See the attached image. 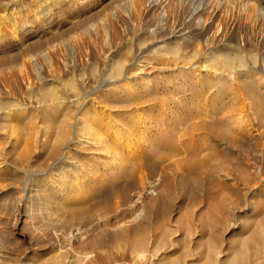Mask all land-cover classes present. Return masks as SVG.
<instances>
[{
	"label": "rangeland",
	"instance_id": "374dc122",
	"mask_svg": "<svg viewBox=\"0 0 264 264\" xmlns=\"http://www.w3.org/2000/svg\"><path fill=\"white\" fill-rule=\"evenodd\" d=\"M5 1L6 0H0V14L3 16L1 21L5 20L1 24L2 27H0V29H2L0 31V34L5 33V37H4L5 41L4 43H2V45H0L1 46L0 47V94H1L0 102H3L5 100L9 101L8 107L18 104L21 105L24 103L29 105V107H26L27 109L25 108L26 111L24 110V114L26 116L23 114L22 116L11 118L12 120L9 121L10 123L9 122L4 123V125L0 123V130L3 129V131H0V137H1L0 152L2 151L0 155H2L4 152L3 157L5 156L4 158L7 161H10V163L14 164L17 168V170L13 169V171H11L12 173L5 172L4 173L5 176L0 175V178L3 177L2 178L3 180L0 179L1 180L0 181V264H54L56 261L58 262L59 259L61 261L58 262L59 264H74L76 262H77L76 264H137L136 261L134 260L136 256L135 253L137 252L140 253L142 251H143L142 253H145L146 256L144 257V259L140 258L141 262H138V264H165V263L167 264H264V175L262 173L264 172V158H263L264 124L260 126L263 135H261L262 133L259 134L258 135L259 137L258 138L256 137L257 140L234 139L235 140L234 141L229 137L228 134L225 135L226 133L225 130H223V132L219 128L218 129L220 131L217 130L216 125L213 126V124H211L212 122H210L209 119H207V122L204 125L205 128H207L208 124L209 125L211 124L210 128H207L208 132L207 129L204 128V126L203 127L200 126V127L202 128V130L204 128V131L206 130L205 132L201 131L200 127L199 130L197 127L199 125L196 124L195 126L194 125L195 122H193L195 121L196 118H194V116L191 113L187 112V110H185L186 108L182 106L180 108V111L182 110L181 112L185 116L179 111V113L183 115L184 118L183 119L184 121H181L180 124L183 123L184 125L186 123L185 124L186 126L188 124V126L191 127L187 126L186 131L184 130L186 128V127L184 128L185 125L183 126L181 124L180 126V128L182 129L184 128L183 130L178 128L180 124L174 127V134H175L174 137H176L174 140H176V142L169 141L168 146L166 147V149L163 150L165 157L167 158L168 156V159H166V161L168 160L169 162H166L167 164L164 165L165 157L163 155L162 158L164 159H162L163 163H161L162 171L160 170L150 171L151 168L149 170L146 167L144 168L143 173L145 171V178L147 177L146 180H148L149 178H151L149 180H153L154 176L155 178L157 177L159 178L157 184H155L154 187L151 186L146 189L148 191L144 192L143 196L141 197L137 205L134 206V208L133 206H130L129 200H131L130 197L132 198V196L136 194L137 192L136 188H138L139 190V187L138 184L135 183V181L134 183H132L133 181L131 179L124 180L125 184L123 183V181H121V183H123L124 185L119 183L120 185H118L119 188L117 189L119 192H117L116 190L117 193L113 191L114 190L113 188H112L113 192L109 187L106 188L105 193L108 197H105L106 196L105 195L103 199L101 197L100 199L95 200L94 202L92 201L82 209H77L72 211L60 210L61 212H59V210L58 211L55 210V208L52 207L50 208L49 206H48L49 208L47 209V207H45L46 205L43 204L45 203L44 200L46 198L45 194L48 193V195L49 196L51 195L52 197L53 192L49 193L46 190L45 191L42 190V192L44 193H42L41 190L39 194L35 193L38 197L34 195L32 202L33 207L32 210H30L31 213L29 214L23 211L24 209L21 208L19 211L15 212L13 208L14 204L11 203L13 201H14L13 203L16 202L17 198L20 195V189H22L28 183L32 184L31 182L33 180L32 176L44 177L54 171L55 173L58 172L59 169L67 165L68 163L66 162L67 158L60 159L59 150H58L59 152H55L57 153L59 159L57 157L55 158V156L57 155L53 153V151L51 150H53V145L56 142V138L58 137L57 134L58 132L62 133L63 132L62 130H64V133H66V135H69L70 131L68 129L70 128L69 125L67 124L69 120L70 122L74 121L72 117L75 114V107H76L75 105L78 104L77 100L81 101L80 99H82L83 97L89 94L88 95L89 97L87 96L86 97L87 99L85 98L83 101L84 107L85 108L88 107V109L90 108L88 111H92V112L95 111L99 113L103 111L104 115L99 119L100 120L99 122L101 123L99 127L100 128L102 127V132L110 131V133H113L114 131L115 134L121 133L122 136H125L129 132L123 130V128L121 127V123L122 124L124 122L127 123L129 119L132 116H134V114H139L140 118L146 121V124L152 125L159 118L157 117V115L161 116L162 113V115L165 114L164 117L166 124H169L168 121L170 118L169 115H167L169 108H167V106L172 107L173 102L174 100H176L177 96L190 95L192 91L196 89L198 90L200 88L202 89L205 88L203 89L205 90L204 91L205 94L209 92L210 93L217 92V90L221 88L219 85H217L209 89L210 87L208 83L206 84L204 82L201 85L202 87L193 86L191 82H188L189 79L186 80L188 85L186 86L187 88H185L186 90L184 92H182L181 88H177V86L175 85L174 86L169 85L168 87L165 88L164 83L161 81L156 84V87H154L155 83L153 82L154 79H156L155 77L158 76L159 73L158 71H164L167 74V73H171L172 70H174L173 68H171L172 64L168 62L170 58L168 55H170L173 51H177L178 54H183L184 52L189 50L190 53L191 51L190 49L198 48V46H200L198 49H201V47L202 49L204 47L205 48L208 47L206 49L212 50L215 52V55H218L222 51H220V49L214 50L212 47L214 46L224 47L225 45H226L225 47L234 46V48H237L240 52H242L241 53L242 57L245 56L244 60H246L245 62L246 65H251L252 61L253 63H255L256 61V63L258 64V61H260L261 58H263L264 56V0H239V3H237L238 0L237 1L217 0L215 4L216 5L218 4L217 6H220V12L216 16H212L213 13L211 11L215 7L212 3L214 0H169L168 1L169 3L164 7L167 9L166 11L167 13L165 16H161L162 9L160 8L155 9L151 7L142 10V7L141 9L140 7H138L139 8L138 9L135 6L133 0H87L88 2H86V4L82 7L83 10L81 8V12H74L73 9L70 11L63 10V14L59 16L57 14L47 16L46 18H44V21L41 22L40 21L38 22L37 20L36 21L32 20L33 18H31L33 9H36L38 5L36 3V0H32L34 3L31 0H23V1L18 0L17 2H15V0H7L9 6H6L7 4L6 5L2 4ZM225 2L227 4H224ZM236 7H238L240 10ZM5 8L7 9L5 10L6 12L12 9L15 13L19 10L17 14L20 16L16 15L18 17L17 19L20 21L23 20L27 21L22 26V30H23L22 32H14L15 31L14 28L18 27V25L17 23H15L13 19L11 18L7 19V17L3 15V12L1 13V11ZM196 8H204V9L200 12L199 15H196L194 17L193 11ZM41 10L45 12L46 8L43 7ZM240 12L243 14H240ZM251 14L253 15L251 16L252 18L250 17ZM16 16L14 17L16 18ZM209 17L211 19H208ZM69 20L70 22H68ZM208 25L210 26V29L206 37L209 36L208 38L209 40L211 38V41L206 42L205 38L204 37L201 38L198 33H200L204 29V27L206 28V26ZM176 27L181 28L183 31L189 34L188 36L190 40L189 42L187 41L185 42L186 44L188 43L186 47L184 46L183 42L181 43L179 42L178 44L176 43L174 45H171V47L173 48H168V46H170L169 42L171 41V38H168V36H170L169 33H171L173 29ZM161 28L163 29L161 30ZM12 30L13 33L11 34ZM49 33L51 34L49 35ZM105 33H110V34L106 35ZM221 36L224 37L222 38ZM191 40L192 42H190ZM20 43H22V45H20ZM219 43L221 44L219 45ZM138 44L141 46H139ZM57 45L60 46L58 47ZM142 47L144 49H142ZM26 48L29 49L27 50ZM162 48H166V49H162ZM205 48L203 50L201 49L200 51L202 52L205 51L206 50ZM138 50L141 52H139ZM165 50L168 53H166ZM151 51H153V53ZM256 53L258 54L257 57H256L257 55ZM34 54L36 57L34 56ZM133 54H138L140 57H143L141 59H145V60L147 59V61H150V66H152L151 68H148L150 69L149 73H151L149 74L150 76L147 77L148 80L150 81L149 83L150 86H149V90L144 92L145 95L141 96L138 99L132 98L133 100L132 99L128 100V99H124V96L121 94L122 96L118 95L119 97L117 96L116 98L113 99V97H110V95L108 94H111L117 89L114 88L112 84H107L102 88L100 93L96 94L97 97L96 99L98 100H95L93 98L95 97V95L94 96L91 95L90 97L91 92H88L87 90L89 88L95 87L96 84L95 82H97L98 84L102 80L110 77L114 78L115 80L117 79L116 81H118V79L122 76V65L130 60H133V56H134ZM250 57L252 58L248 59ZM196 59L194 60L193 58H187V60L189 61L186 60V66L193 67V65L195 64L200 65L203 63H205L206 65H212L211 60L208 58H205V60L203 61ZM32 65L34 68L32 67ZM116 65L121 66V69H117ZM49 67L52 68L51 71ZM11 68H13V71ZM17 69H19L20 72ZM197 71L199 72V70L194 69L195 73ZM208 71L212 72L213 70L208 69ZM51 72L52 73L54 72L53 73L54 77ZM28 73L30 75H28ZM145 73L140 75L146 76ZM200 73H205V72H200ZM262 73H264L263 70L261 74ZM87 76L90 78V83H89L90 86L88 88L85 87L82 83H80L83 82V79L89 80ZM52 77L53 78L56 77V79H53ZM93 79L94 80L97 79V81H94ZM19 81L21 82L20 83L21 85L19 84ZM127 81H131V79ZM236 81H238L237 76L229 77L227 83L225 84L226 91L224 89L225 100L229 101L230 103L234 101L235 98L236 100H238V102H240L241 100L245 102L246 100L245 103L249 102L251 103V105L254 104L255 106L254 107L253 105L252 106L250 105V109L251 107L257 108V106L260 104L259 108L260 107L261 108L258 109L259 111L261 112L263 111L264 113V107L261 106L264 105V90H263L264 88L260 89L261 92L260 90L255 91L253 89L255 92H253L252 90L251 92H253L254 94L250 92V93H246L247 95H245V92H243L245 90L243 89L241 91L242 88L238 87L239 83L237 84ZM38 82L40 84H43L44 86L50 84L47 87H51L52 95L55 94L54 96L61 98L62 102L64 100L63 103H60V105H58L57 109L55 108L57 112L53 108L55 102L54 101L50 102L51 99L45 98L44 91L41 88L42 85H40ZM160 83L161 85H159ZM53 84L55 85V87ZM117 84L119 83L117 82ZM217 87L218 89H216ZM67 90L69 91L67 92ZM65 91L68 94H66ZM15 92L16 94L18 93L16 97L14 94ZM102 92H103V96L104 93H108L107 96L105 95L103 97L101 95ZM233 92L235 93V96ZM255 93H257L256 95L258 96H256ZM249 94L252 95L250 96ZM20 95L22 96L20 97ZM232 95L234 96L233 99H232L233 97ZM248 95L250 97L253 96V98H250ZM173 97L176 98L173 99ZM254 97H256V99H258L259 101L256 100ZM169 101L172 103H170ZM160 102H162L166 107L163 108V105L161 104L159 105ZM111 103L112 104L116 103L115 104L116 108L110 107ZM118 104L121 109H119ZM67 106L68 108L66 109ZM186 106L189 107L190 103L188 102ZM237 107L235 111L237 110ZM30 110L32 111V113ZM63 110L66 113L63 112ZM157 110L158 111L160 110L159 114ZM1 111L2 109L0 108V112ZM41 111H43V114L45 112L46 113L43 115ZM9 113L11 112L9 111L6 114ZM46 114L47 117L45 116ZM189 115L191 118H189ZM110 117L111 118L113 117L115 120L118 118L116 120V125L115 122L114 125L110 124L111 123ZM63 119L65 121H63ZM191 120L193 121L190 122ZM23 121L25 122V124L23 123ZM46 121L50 123H47ZM21 122L22 125L20 124ZM191 123H194L193 125L195 126V128L197 127L196 130L194 126L191 125ZM45 124H46L45 126L46 128L44 127V129H42ZM47 124H49L48 127ZM52 124L54 125L56 124V127H54V125ZM14 125H16L17 127ZM33 125H35V127ZM51 126L54 128H51ZM109 127L112 128L111 129L112 131L110 130ZM192 127L194 129H192ZM211 127H213L212 130ZM214 127L216 130L214 129ZM17 128L19 130H17ZM32 128L33 130L35 128H37L35 130H40V129L41 130L40 132L35 130L33 131ZM11 129H13L14 132ZM20 129L21 130L23 129V131L25 132V134L23 132L24 137L22 134H21L22 136L20 135V131H21ZM47 129L50 130L48 131ZM65 129H67L68 132ZM107 129H109V131H107ZM43 130L45 131L43 132ZM15 131L17 133H15ZM209 131H213L214 133ZM152 132H154V129L151 128L149 133ZM216 132H218L219 134L217 135ZM13 133H14V137L11 136L13 135ZM51 133L52 134L55 133V134L52 135ZM29 134H32V138L31 135ZM42 134L43 136H41ZM203 134H206V136L208 135L207 142L211 140L213 141L212 143L214 144L218 142L217 143L218 147L216 146L217 147L216 149L219 150L220 152L216 150L217 151L216 154L214 153L216 151L211 150L210 147H208L207 145L204 146L205 148H203V152L201 155L202 160L200 159V164L198 163L199 164L198 166L200 167L196 166L197 164L194 165L195 168L198 167L196 169L194 168V166L189 168L185 164L183 165V163H178L176 159L179 158V156H183L182 155L183 152L188 151V149L191 152L190 154H192V150L197 151L198 147L200 146L199 143H201L200 139L204 138L202 136H205ZM215 134L216 136H214ZM34 135H37L38 138L42 139L43 141L42 142L39 140L36 141V139L38 138L35 137ZM16 136L18 137V139H15L17 138ZM20 136L23 139L25 138L27 139L23 140ZM177 136L180 138V140ZM209 136L210 138H208ZM7 139H9L10 141ZM198 139L199 141H197ZM225 139L226 141H224ZM28 140L31 141L34 140V142L32 141L33 144L36 141V144L34 145L35 148L32 147L31 141H30L31 143L27 142ZM44 140H46L47 142H45ZM23 141L27 142V144H31L29 145L30 147L28 148V145L26 143L24 145ZM18 142L20 144H18ZM177 142L178 145L176 146L175 144H177ZM253 142H255V144ZM37 143L38 144L40 143L44 148L42 147L40 148L41 145L39 144L40 145L39 146ZM186 143L187 146L185 145ZM47 144L52 145L51 148ZM76 144L72 145L69 155H71L72 158L75 157L76 159L75 158L74 159L77 161L79 165L81 164L82 167H85L87 169L92 167V169L96 171L95 175H99L104 169V167H108V165L111 164L109 161V156L107 155L108 153L106 152L107 150H105L101 145H100L101 149L102 148L104 149L103 152H101L102 150L100 149V147L98 148L96 145L92 144V142L89 141L83 142L81 144L80 143H76ZM225 144L226 145L228 144L227 147L225 146ZM239 144L242 146L244 144L246 148L244 146L242 148V146H240ZM183 146L185 150L183 149ZM82 148L85 150H83ZM92 148L93 149L98 148V149L93 150ZM43 149L45 150L47 149L48 152L50 153H48L47 150L45 151ZM17 151L20 154L17 153ZM104 152L106 154H104ZM23 153L25 156L22 155ZM174 153L176 154V156ZM152 156H153V158L151 157L152 160L158 159L156 155H152ZM211 156L215 158V160H213ZM79 157L81 160L79 159ZM253 157H255L256 160ZM10 159H12V161ZM104 160L107 162L108 165ZM173 161H174V165L172 164ZM205 161L206 163L204 164ZM81 162L85 165L83 166ZM259 162L261 167L259 166ZM53 163L55 164L53 165ZM217 164L219 167L220 166L221 167L217 168L218 167ZM249 165L250 167H248ZM258 167L262 169H259ZM96 168L98 169V171ZM181 169L188 171L182 172ZM221 169L223 170L221 171ZM253 169L255 170V172ZM40 170H44V171H40ZM249 170H251L252 172ZM20 171L23 172L21 173ZM153 171L155 172L153 173L154 175H152ZM31 172H34L33 175ZM150 174L152 177L150 176ZM156 175L158 176L156 177ZM260 180H262V182ZM131 183L133 184V186ZM71 187L72 185L68 183L67 188L70 189ZM120 187H124V188H120ZM109 189L110 191H108ZM9 197L10 198L12 197L14 199L13 200L11 199L10 202V200H8ZM38 204H40L41 207L38 206ZM35 206L36 208H34ZM136 208L138 209V211ZM50 209L53 210L51 211ZM83 209H85L86 212L83 213L82 211H85ZM34 210H35V214L32 215V211L34 212ZM44 210H48V212L47 211L44 212ZM139 211L143 213L140 218L134 221H128L133 216V214ZM72 212H74V214H72ZM53 214H55V216L57 215L59 219L57 217L55 218ZM36 215L38 216L35 217ZM50 215L54 217H51ZM60 215L61 216L63 215L62 216L63 218ZM30 217L31 218L33 217L32 218L33 220ZM59 220L61 221V223ZM76 226H79L81 230L83 229V232L86 230L85 231L86 233L84 232L85 233L84 234L82 232V235H80L79 237V240L80 238L81 240L80 241L77 240L79 243L75 241L74 242L75 244L74 243L71 244L72 246L66 245L67 242L65 237L67 236L66 234V232H68L67 230L69 229V227L74 228ZM54 230L57 232H55ZM61 231L66 236L63 235ZM59 235L60 236L62 235L60 239H59ZM58 248L59 250L61 249L62 251L60 250V252H58ZM66 249L69 253L66 251ZM76 252L78 255L76 254ZM80 252L82 253L84 252L83 255ZM85 252H88V254ZM57 257H62V258L57 259ZM82 258L83 260H81ZM86 258L87 260H85Z\"/></svg>",
	"mask_w": 264,
	"mask_h": 264
},
{
	"label": "bare ground",
	"instance_id": "6f19581e",
	"mask_svg": "<svg viewBox=\"0 0 264 264\" xmlns=\"http://www.w3.org/2000/svg\"><path fill=\"white\" fill-rule=\"evenodd\" d=\"M18 0H15V2H17ZM23 1V0H22ZM32 1V0H31ZM43 1V2H42ZM169 0H133V2H134V4H135V6L138 8V7H140V9H141V7H142V10H145L146 8H151V7H153V8H155V9H157V8H160V9H162V14H161V16H165L166 15V11H167V9L166 8H164L169 2H168ZM226 1V0H225ZM231 1V0H230ZM237 1V0H236ZM33 2V1H32ZM31 2V3H32ZM86 2H88L87 0H36V3L38 4L37 5V8L36 9H33V12H32V14H31V18H33L32 20H37L38 22L40 21H44V18H46L47 16H51V15H53V14H57L58 16L59 15H61V14H63V10H72L73 9V11L74 12H81V8L86 4ZM131 2V1H130ZM209 2H211V1H209ZM217 2V0H214L212 3H213V5L215 6L214 8H213V10H211L212 11V13H213V15L212 16H216V15H218V13L220 12V6H217L215 3ZM224 2V1H223ZM34 3V2H33ZM237 3H239V0L237 1ZM2 4H7L6 6H9L8 5V1L6 0L4 3H2ZM174 4V3H173ZM209 4V3H208ZM224 4H227L226 2L224 3ZM241 4V3H240ZM213 5H211V6H213ZM221 5V4H220ZM237 5V4H236ZM244 5V4H243ZM5 6V7H6ZM203 6H205V5H203ZM21 7V6H20ZM32 7V6H31ZM43 7H45L46 8V11L44 12V11H42L41 9L43 8ZM174 7V6H173ZM196 7V6H195ZM232 7H234V6H232ZM10 8V7H9ZM168 8V7H167ZM222 8V7H221ZM224 8V7H223ZM227 8V7H226ZM225 8V9H226ZM236 8H238V7H236ZM246 8V7H245ZM252 8V7H251ZM258 8V7H257ZM139 9V8H138ZM204 8H196L194 11H193V16L195 17L196 15H199L200 14V12L203 10ZM239 9V8H238ZM5 10H7L6 8L5 9H3L2 11H1V13L3 12V15L5 16V17H7V19L8 18H11V19H13L14 21H15V23H17V25H18V27H16V28H14L15 29V31L14 32H22L23 30H22V26L27 22L26 20H23V21H20V20H18L17 18V16L16 15H18L17 13H18V11L17 12H15L14 13V11L11 9V10H9V11H5ZM27 10V9H26ZM82 10H83V8H82ZM174 10V9H173ZM240 10V9H239ZM242 10V9H241ZM31 11H32V9H31ZM210 11V10H209ZM243 11V10H242ZM14 14H13V13ZM84 12V11H83ZM134 12V11H133ZM246 12V11H245ZM192 13V12H191ZM209 13V12H208ZM224 13V12H223ZM252 13V12H251ZM259 13V12H258ZM262 13V12H261ZM131 14V13H130ZM170 14V13H169ZM227 14V13H226ZM240 14H243V13H241L240 12ZM245 14V13H244ZM206 15V14H205ZM246 15V14H245ZM249 15V14H248ZM259 15V14H258ZM14 16H16V18L14 17ZM18 16H20V15H18ZM210 16V15H209ZM240 16V15H239ZM251 16H253L252 14L250 15V17ZM2 15L0 14V27H2L1 26V24L3 23V21H5V20H2L1 21V19H2ZM191 17H192V15H191ZM220 17V16H219ZM226 17V16H225ZM233 17V16H232ZM249 17V16H248ZM249 17V18H250ZM79 18V17H78ZM163 18V17H162ZM248 18V19H249ZM252 18V17H251ZM250 18V19H251ZM255 18V17H254ZM6 19V18H5ZM43 19V20H42ZM207 19V18H206ZM208 19H211L210 17L208 18ZM217 19V18H216ZM50 20V19H49ZM227 20V19H226ZM263 20V19H262ZM7 21V20H6ZM48 21V20H47ZM207 21V20H206ZM219 21V20H218ZM230 21V20H229ZM10 22V21H9ZM68 22H70V20L68 21ZM67 22V23H68ZM72 22V21H71ZM79 22V21H78ZM5 23V22H4ZM60 23V22H59ZM223 23H225V22H223ZM9 24V23H8ZM208 24V23H207ZM220 24V23H219ZM257 24V23H256ZM181 25V24H180ZM11 26V25H10ZM20 26V27H19ZM72 26V25H71ZM218 26V25H217ZM223 26V25H222ZM13 27H14V25H13ZM27 27V26H26ZM59 27V26H58ZM214 27V26H213ZM230 27H231V25H230ZM244 27V26H243ZM11 28V27H10ZM51 28V27H50ZM104 28V27H103ZM106 28V27H105ZM222 28V27H221ZM4 29V28H3ZM8 29V28H7ZM163 28H161V30H162ZM209 29H210V26L208 25V26H206V28L204 27V29L200 32V33H198L199 34V36L202 38V37H204L205 38V41L207 42V41H211V38H210V40H209V36L208 37H206V35H208V32H209ZM215 29H216V27H215ZM218 29V28H217ZM219 29H220V27H219ZM223 29V28H222ZM227 29V28H226ZM232 29V28H231ZM2 29H0V31H1ZM55 30V29H54ZM67 30V29H66ZM100 30V29H99ZM6 31V30H5ZM50 31V30H49ZM52 31V30H51ZM109 31V30H108ZM108 31H106V32H108ZM218 31V30H217ZM225 31V30H224ZM45 32V31H44ZM101 32V31H100ZM188 32V31H187ZM213 32V31H212ZM221 32V31H220ZM13 33V30L11 31V34ZM112 33V32H111ZM51 33H49V35H50ZM106 35L107 34H110V33H105ZM115 34V33H114ZM150 34V33H149ZM170 34V36H168V38H171V41L169 42V44H170V46H168V48H173V47H171V45H174V44H178L179 42L181 43V42H183L184 43V46L186 47L187 45H188V43L186 44L185 42L187 41V42H189V34H187L185 31H183L181 28H174L173 29V31L171 32V33H169ZM211 34V33H210ZM209 34V35H210ZM220 34V33H219ZM222 34V33H221ZM41 35V34H40ZM112 35V34H111ZM117 35V34H116ZM159 35V34H158ZM194 35H195V33H194ZM216 35V34H215ZM218 35V34H217ZM17 36V35H16ZM15 36V37H16ZM150 36V35H149ZM153 36V35H152ZM5 33H2V34H0V45H2V43H4V41H5ZM37 37V36H36ZM45 37V36H44ZM52 37V36H51ZM114 37V36H113ZM151 37V36H150ZM191 37V36H190ZM215 37V36H214ZM222 37V36H221ZM224 37V36H223ZM222 37V38H223ZM39 38V37H38ZM48 38V37H47ZM54 38V37H53ZM213 38V37H212ZM142 39V38H141ZM173 39V40H172ZM193 39V38H192ZM216 39H217V37H216ZM37 40V39H36ZM214 40V39H213ZM23 41V40H22ZM145 41H146V39H145ZM156 41V40H155ZM158 41V40H157ZM163 41V40H162ZM223 41V40H222ZM225 41V40H224ZM20 42V41H19ZM32 42V41H31ZM149 42H151V41H149ZM153 42V41H152ZM161 42V41H160ZM164 42V41H163ZM190 42H192V40L190 41ZM50 43H52V42H50ZM156 43V42H155ZM205 43V42H204ZM222 43V42H221ZM221 43H219V45L221 44ZM225 43V42H224ZM55 44H57V43H55ZM140 44V43H139ZM138 44V45H139ZM149 44V43H148ZM147 44V45H148ZM165 44V43H164ZM20 45H22V43H20ZM19 45V46H20ZM24 45V44H23ZM153 45V44H152ZM202 45V44H201ZM206 45V44H205ZM223 45V44H222ZM58 46V45H57ZM56 46V47H57ZM60 46V45H59ZM58 46V47H59ZM139 46H141V45H139ZM162 46V45H161ZM167 46V45H166ZM183 46V47H184ZM190 46V45H189ZM192 46V45H191ZM211 46V45H210ZM209 46V47H210ZM213 46V45H212ZM226 46V45H225ZM219 47V46H214V47H212L214 50H216V49H220V51H222L221 53H219L218 55H215V52L214 51H212V50H209V49H206V48H208V47H204L206 50L205 51H200L201 49H202V47H201V49H198L200 46H198V48H193V49H190L191 51H190V53H189V50H187L186 52H184L183 54H178L177 53V51H173L170 55H168L170 58H169V61L168 62H170L171 64H172V67L171 68H173L174 70H172V72L171 73H165L164 71H158V69H157V71L159 72L158 73V76H156L155 78L156 79H154V82L153 83H155V85H154V87H156V84L158 83V82H163L164 83V87L166 88V87H168L169 85H172V86H177V88H181L182 89V92H184L186 89L185 88H187L186 86L188 85L187 84V79H189V81L188 82H191V84H193V86H200V87H202L201 85H202V83L204 82V83H208V85H209V89H211V87H214V86H217V85H219L221 88H219L218 89V87L216 88V89H218L217 90V92H214V93H207V94H205V90H203V89H205V88H200V89H196V90H194V91H192V93H190V95H183V96H177V98L176 97H173V99L174 98H176V100H174V102H173V106L172 107H170V106H167V108H169V110H168V112L167 111H165V112H167V115H169V121H168V123L169 124H166V121H165V117H164V115H162V113H161V116H158L157 115V117H159L156 121H155V123L154 124H150V125H148V124H146V121L144 120V119H141L140 118V116H139V114H134V116H132L130 119H129V121L127 122V123H121V127L123 128V130H125L126 132H129L127 135H125V136H122V134L121 133H119V134H115V132L113 131V133H110V131H109V129H107V131H109V132H102V127L100 128L99 126L101 125V123L99 122L100 120V118L101 117H103V111L102 112H99V113H97V112H95V111H88L89 109H88V107H84V99L89 95H86L85 97H83L82 99H80L81 101H78L77 100V105H75L76 107H75V114L73 115L72 113V115H73V117H72V119H74V121L73 120H71V121H73V122H70V120H69V122H68V124L67 125H69V128L70 129H68L69 131H70V133H69V135H66V133H64V130H62L63 132L62 133H57L58 134V137L56 138V142L54 143V145H53V150H51L50 148H51V146L52 145H48L50 148V150L51 151H53V153H55V152H59V157H60V159H66L67 158V160H66V162H68L67 163V165L65 166V167H63V168H61V169H59L58 170V172H56L55 173V171L54 172H52V173H50V174H48L47 176H44V177H33L32 176V178H33V180L31 181L32 182V184H27V185H25L22 189H20V195H19V197L17 198V200H16V202L15 203H13V202H11V199L13 200L14 198H8V200H10V202L12 203V204H14V210H15V212L16 211H19L20 210V208L21 209H24L23 211H25V212H27L28 214L29 213H31L30 212V210H32V207H33V197H34V195L35 196H37L36 194H39V192H40V190H41V192H42V190L43 191H47V192H49V193H51V192H53V196L51 197V195L49 196L48 195V193H46L45 195H46V198L44 199L45 200V203H43L44 205H46L45 207H47V209L50 207H52V208H55V210H59V212H61L60 210H77V209H82V208H84L87 204H89V203H91L92 201L94 202L95 200H98V199H100L101 197H102V199H103V197L106 195V191H105V189L106 188H110L111 189V191H112V188L114 189L113 191L114 192H116V190L119 188L118 187V185H120L119 183H121V181H123V183H124V180H126V179H131L133 182L132 183H134V181H135V183H137L138 184V187H139V190H138V188H136L137 189V192H136V194H134L133 196H132V198L130 197V199L131 200H129L130 201V206H133V208H134V206H136L137 205V203L139 202V200L141 199V197L143 196V194H144V192L145 191H148V190H146L148 187H151V186H153L154 187V185L155 184H157V182H158V178L159 177H157L158 175H156V177L157 178H155V176H154V179L153 180H149V179H151V178H149L148 180H146V178H145V171H144V173H143V170H144V168L146 167L148 170L150 169V171L151 170H160V171H162V167H161V163H163V160L162 159H164V158H162L163 157V155H164V157H165V154H164V152H163V150L164 149H166V147L168 146V143H169V141H175L176 142V140H174L176 137H174V127L175 126H177V125H179L180 124V122L181 121H184L183 119V113L180 111V108L182 107V106H184L186 109L185 110H187V112H189V113H191L193 116H194V118H196L195 119V121H193L194 120V118H193V120H191L190 122H195V124L194 123H191V125H195L196 126V124L197 125H199V126H197L198 127V129H199V127L200 126H204L205 124H206V122H207V119H209L210 120V122H212L211 124H213V126L214 125H216V128H217V130H219V129H221V131L223 132V130H225L226 131V133H225V135L226 134H228L229 135V137L231 138V139H255V140H257L256 139V137L258 138L259 136V134H261L262 132H261V129H260V126L261 125H263L264 124V113H263V111L261 112V111H259V109L261 108H259V105L257 106V108H252L251 107V109H250V105H251V103H249V102H247V103H245L246 102V100H245V102L244 101H240V102H238V100H236V98H235V100L234 101H232L231 103L229 102V101H226L225 100V94H224V92L226 91V86H225V84L227 83V81H228V79H229V77H233V76H237V80L238 81H236L237 82V84H238V87H241L242 89H241V91L244 89L245 91H243V92H245V95H247L246 93H250L251 92V90L253 91V92H255L256 90H260L261 88H264V73H262L261 74V72H262V70L264 71V56H263V58H261V60L260 61H258V64L256 63V61H255V63H253V61L251 62L252 64L251 65H246L245 64V62H246V60H244V57H242V52H240L237 48H234V46L233 47H231V46H227V47ZM239 46V45H238ZM241 46V45H240ZM1 47V46H0ZM56 47H54V48H56ZM144 47V46H143ZM142 47V49H144ZM151 47V46H150ZM163 47V46H162ZM193 47V46H192ZM237 47V46H236ZM48 48V47H47ZM46 48V49H47ZM61 48V47H60ZM160 48V47H159ZM175 48V47H174ZM203 48V49H204ZM243 48V47H242ZM18 49V48H17ZM27 49V48H26ZM29 49V48H28ZM27 49V50H28ZM148 49V48H147ZM162 49H166V48H162ZM202 49V50H203ZM244 49V48H243ZM9 50V49H8ZM140 50H141V48H140ZM177 50H178V48H177ZM186 50V49H185ZM49 51V50H48ZM139 51V50H138ZM166 51V50H165ZM247 51V50H246ZM23 52V51H22ZM39 52V51H38ZM50 52H51V49H50ZM137 52V51H136ZM139 52H141V51H139ZM152 53H153V51H151ZM151 52H150V54H151ZM218 52V51H217ZM57 53V52H56ZM165 53V52H164ZM166 53H168L167 51H166ZM244 53V52H243ZM251 53V52H250ZM260 53V52H259ZM27 54V53H26ZM38 54H40V53H38ZM49 54V53H48ZM141 54V53H140ZM146 54H148V53H146ZM257 54V53H256ZM261 54V53H260ZM5 55H6V53H5ZM24 55V54H23ZM134 56H133V60H130V61H128L127 63H125V64H123L122 65V76L118 79V81H116L114 78H112V77H110V78H107V79H104V80H99V81H101L100 83H98L97 84V82H95L96 84H95V87H93V88H89L87 91L88 92H91L90 93V97H91V95H95V97H93L95 100H98V99H96L97 97H96V94H98V93H100V91L102 90V88L104 87V86H106L107 84H112L113 86H114V88H116L117 90L116 91H114V92H112L111 94H108V93H104V96L106 95L107 96V94L108 95H110V97H113V99L114 98H116L118 95H123L124 96V99H128V100H130V99H132V98H134V99H138V98H140L141 96H143V95H145L144 94V92L145 91H148L149 90V83H150V81L148 80V78L147 77H149L150 75L149 74H151V73H149L150 72V69H148V68H151L152 66H150V61H147V59L145 60V59H141V58H143V57H140L138 54H133ZM145 55V54H144ZM22 56V55H21ZM34 56H35V54H34ZM105 56V55H104ZM108 56V55H107ZM106 56V57H107ZM207 56V57H206ZM258 56V54L256 55V57ZM24 57V56H23ZM36 57V56H35ZM34 57V58H35ZM43 57V56H42ZM53 57V56H52ZM105 57V58H106ZM255 57V56H254ZM20 58V57H19ZM31 58V57H30ZM54 58V57H53ZM108 58V57H107ZM115 58V57H114ZM118 58V57H117ZM121 58V57H120ZM165 58V57H164ZM167 58V57H166ZM187 58H193L194 60L197 58V59H199L200 61L202 60H205V58H208V59H210L211 60V64L212 65H206L205 63H203V64H200V65H198V64H195V65H193V67H188V66H186V60H187ZM252 57H250V58H248V59H251ZM12 59V58H11ZM33 59V58H32ZM48 59H50V58H48ZM103 59H104V57H103ZM102 59V60H103ZM196 59V60H197ZM106 60V59H105ZM108 60V59H107ZM116 60V59H115ZM123 60H124V58H123ZM207 60V59H206ZM253 60V59H252ZM25 61H28V60H25ZM104 61V60H103ZM187 61H189V60H187ZM208 61V60H207ZM250 61V60H249ZM102 62V61H101ZM115 62V61H114ZM193 62V61H192ZM195 62V61H194ZM199 62V61H198ZM26 63V62H25ZM63 63V62H62ZM189 63V62H188ZM248 63V62H247ZM29 64V63H28ZM52 64V63H51ZM210 64V63H209ZM249 64V63H248ZM25 65V64H24ZM63 65V64H62ZM107 65V64H106ZM214 65V66H213ZM7 66V65H6ZM14 66V65H13ZM29 66V65H28ZM102 66V65H101ZM117 67V69H121V66H119V65H116ZM8 67V66H7ZM6 67V68H7ZM17 67V66H16ZM16 67H14V68H16ZM22 67H24V66H22ZM31 67V66H30ZM32 67H33V65H32ZM50 67H52V66H50ZM49 67V68H50ZM106 67V66H105ZM5 68V67H4ZM18 68V67H17ZM21 68V67H20ZM34 68V67H33ZM97 68H99V67H97ZM110 68H111V65H110ZM12 69V71H13V68H11ZM51 69L52 68H50V71H51ZM189 69V70H188ZM194 69H196V70H199V72L197 73H195L194 72ZM208 69H211V70H213L212 72L210 71H208ZM18 71H19V69H17ZM49 70V69H48ZM160 70V69H159ZM164 70V69H163ZM11 71V72H12ZM17 71V72H18ZM54 71V70H53ZM147 71V72H146ZM152 71V70H151ZM20 72V71H19ZM22 72V71H21ZM93 72V71H92ZM105 72V71H104ZM107 72V71H106ZM146 72V73H145ZM163 72V73H162ZM200 72H205V73H200ZM13 73V72H12ZM25 73H27V72H25ZM52 73V72H51ZM54 73V72H53ZM52 73V74H53ZM145 73V75L146 76H143V75H140V74H144ZM153 73V72H152ZM21 74V73H20ZM36 74V73H35ZM8 75V74H7ZM28 75H30L29 73H28ZM10 76V75H9ZM12 76V75H11ZM23 76V75H22ZM40 76H41V74H40ZM114 76V75H113ZM19 77H20V75H19ZM53 77H54V74H53ZM52 77V78H53ZM85 77V76H84ZM88 77V76H87ZM12 78V77H11ZM33 78H34V76H33ZM86 78V77H85ZM89 78V77H88ZM190 78H191V80H190ZM23 79V78H22ZM51 79V78H50ZM53 79H56V77L55 78H53ZM82 79V78H81ZM131 79V81H127V80H130ZM17 80V79H16ZM25 80V79H24ZM34 80V79H33ZM49 80V79H48ZM47 80V81H48ZM58 80V79H57ZM80 80V79H79ZM94 80V79H93ZM12 81V80H11ZM13 81H15V80H13ZM22 81V80H21ZM30 81H31V79H30ZM82 81V80H81ZM94 81H97V79L96 80H94ZM186 81V82H185ZM34 82V81H33ZM78 82V81H77ZM117 82L119 83V84H117ZM14 83V82H13ZM21 82L19 81V84H20ZM31 83V82H30ZM39 83V82H38ZM56 83V82H55ZM80 83H82L85 87H89L90 85H89V83H90V78H89V80H86V79H83V82H80ZM229 83V82H228ZM16 84V83H15ZM40 84V83H39ZM48 84V83H47ZM46 84V85H47ZM51 84H52V81H51ZM65 84V83H64ZM94 84V83H93ZM17 85V84H16ZM21 85V84H20ZM22 85H23V83H22ZM40 85H42V90L44 91V94H45V98H49V99H51L50 100V102L51 101H54L55 102V104L53 105V108H54V110H55V108L57 109V107H58V105H60V103H63L64 102V100H63V102H62V99L61 98H58V97H56V96H54V95H52V92H51V87H47V86H49V85H47V86H44L43 84H40ZM54 85V84H53ZM61 85V84H60ZM66 85V84H65ZM159 85H161V83L159 84ZM26 86V85H25ZM32 86V85H31ZM82 86V85H81ZM163 86V85H162ZM225 86V87H224ZM19 87V86H18ZM28 87V86H27ZM27 87H26V90H27ZM54 87H55V85H54ZM84 87V88H85ZM153 87V88H154ZM161 87V86H160ZM205 87V86H204ZM13 88V87H12ZM16 88H17V86H16ZM21 88V87H20ZM23 88V87H22ZM64 88V87H63ZM75 88V87H74ZM86 88V89H87ZM151 88V87H150ZM158 88V87H157ZM199 88V87H198ZM228 88V87H227ZM162 89V88H161ZM191 89V88H190ZM207 89V88H206ZM215 89V88H214ZM224 89H225V91H224ZM240 89V88H239ZM238 89V90H239ZM255 91H254V90ZM81 90H82V88H81ZM106 90V89H105ZM208 90V89H207ZM264 90V89H263ZM69 90H67V92H68ZM70 91H73V90H70ZM85 91V90H84ZM156 91H157V89H156ZM257 91V92H258ZM11 92V91H10ZM9 92V93H10ZM21 92V91H20ZM32 92H33V90H32ZM32 92H30V93H32ZM36 92H37V90H36ZM66 92V91H65ZM66 92V94H68ZM108 92H109V90H108ZM154 92V91H153ZM187 92V91H186ZM190 92V91H189ZM207 92V91H206ZM253 92H251L252 94H254ZM260 92H261V90H260ZM27 93V92H26ZM29 93V94H30ZM82 93V92H81ZM151 93V92H150ZM150 93H149V96H150ZM234 93V92H233ZM12 94V93H11ZM15 94V97L17 96V94H16V92L14 93ZM13 94V95H14ZM25 94V93H24ZM79 94H80V91H79ZM176 94V93H175ZM179 94H180V92H179ZM188 94V93H187ZM232 94V93H231ZM244 94V93H243ZM242 94V95H243ZM251 94V95H252ZM257 93H255V95H256ZM1 95V94H0ZM23 95V94H22ZM22 95H20V97L22 96ZM33 95V94H32ZM42 95V94H41ZM58 95V94H57ZM75 95H77V94H75ZM100 95V94H99ZM102 96H103V92H102V94H101ZM121 95V96H122ZM155 95V94H154ZM153 95V96H154ZM159 95V94H158ZM177 95V94H176ZM245 95H244V97H245ZM250 95V94H249ZM248 95V96H249ZM250 95V96H251ZM7 96V95H6ZM5 96V97H6ZM24 96V95H23ZM103 96V97H104ZM152 96V95H151ZM233 96V95H232ZM231 96V97H232ZM234 96H235V93H234ZM234 96L232 97V99L234 98ZM249 96V97H250ZM256 96H258V95H256ZM11 97V96H10ZM44 97V96H43ZM75 97V96H74ZM89 97V96H88ZM109 97V98H110ZM119 97V96H118ZM18 98V97H17ZM227 98V97H226ZM247 98V97H246ZM250 98H253V96L252 97H250ZM255 99H256V97H254ZM69 99V98H68ZM87 99V98H86ZM118 99V98H117ZM229 99V98H228ZM74 100H75V98H74ZM73 100V101H74ZM104 100V99H103ZM110 100V99H109ZM133 100V99H132ZM142 100H144V99H142ZM153 100V99H152ZM171 100H172V98H171ZM170 100V101H171ZM256 100H258V99H256ZM3 101V100H2ZM13 101V100H12ZM16 101V100H15ZM15 101H14V103H15ZM23 101V100H22ZM33 101V100H32ZM91 101V100H90ZM111 101V100H110ZM109 101V102H110ZM165 101V100H164ZM169 101V102H170ZM259 101V100H258ZM69 102H70V100H69ZM86 102V101H85ZM113 102V101H112ZM120 102V101H119ZM128 102V101H127ZM133 102V101H132ZM142 102V101H141ZM144 102V101H143ZM168 102V101H167ZM190 103V106L189 107H187L186 105H187V103ZM39 103V102H38ZM124 103V102H123ZM135 103V102H134ZM170 103H172V102H170ZM11 104V103H10ZM17 104V103H16ZM50 104V103H49ZM52 104V103H51ZM65 104V103H64ZM63 104V105H64ZM99 104V103H98ZM114 104V103H113ZM112 103H111V105H110V107H115L116 108V103L113 105ZM138 104V103H137ZM163 105V108H165L166 106H164V104L162 103V102H160L159 103V105ZM166 104V103H165ZM258 104V103H257ZM261 104H263V103H261ZM12 105V104H11ZM71 105V104H70ZM86 105V104H85ZM124 105V104H123ZM158 105V106H159ZM237 105H238V107H237ZM253 106H254V104H252ZM251 105V106H252ZM9 106V101H3V102H0V108L2 109V111L0 112V123H2L3 125H4V123H8L10 120H12L11 118H14V117H18V116H22L23 114H24V110H25V108L26 107H29V105H27V104H18V105H13V106H11V107H8ZM50 106V105H49ZM52 106V105H51ZM122 106V105H121ZM262 107H264V105H261ZM60 107V106H59ZM62 107V106H61ZM95 107V106H94ZM103 107V106H102ZM118 107H119V109H121L120 108V106H119V104H118ZM125 107V106H124ZM236 107H237V110L235 111V109H236ZM255 107V106H254ZM33 108H34V106H33ZM37 108V107H36ZM63 108V107H62ZM68 108V106L66 107V109ZM71 108V107H70ZM69 108V109H70ZM96 108V107H95ZM98 108V107H97ZM161 108V107H160ZM259 108V109H258ZM27 109V108H26ZM30 109V108H29ZM64 109V108H63ZM65 109V110H66ZM106 109V108H105ZM151 109H152V107H151ZM162 109V108H161ZM183 109V108H182ZM36 110V109H35ZM48 110V109H47ZM101 110V109H100ZM127 110V109H126ZM11 112V113H9V114H6L7 112ZM26 111V110H25ZM29 111V110H28ZM31 111V110H30ZM56 112H57V110H55ZM73 111V110H72ZM117 111V110H116ZM153 111V110H152ZM158 111V110H157ZM160 111V110H159ZM159 111H158V114H159ZM179 111L183 114V115H181L180 113H179ZM42 112V114H43V111H41ZM45 112V111H44ZM59 112V111H58ZM63 112H65L64 110H63ZM70 112V111H69ZM155 112V111H154ZM163 112V111H162ZM186 112V113H187ZM29 113V112H28ZM31 113H32V111H31ZM36 113V112H35ZM46 113V112H45ZM44 113V114H45ZM52 113H54V112H52ZM66 113V112H65ZM141 113V112H140ZM149 113H150V111H149ZM27 114V113H26ZM38 114V113H37ZM43 114V115H44ZM49 114V113H48ZM110 114V113H109ZM25 115V114H24ZM50 115V114H49ZM65 115V114H64ZM70 115V114H69ZM102 115V116H101ZM113 115V114H112ZM121 115V114H120ZM26 116V115H25ZM37 116V115H36ZM46 117H47V114L45 115ZM52 116V115H51ZM115 116V115H114ZM148 116V115H147ZM185 116V115H184ZM42 117V116H41ZM40 117V118H41ZM150 117H151V114H150ZM156 117V118H157ZM167 117V116H166ZM37 118V117H36ZM52 118V117H51ZM64 118H66V117H64ZM68 118H69V116H68ZM116 118V117H115ZM145 118V117H144ZM185 118H187V117H185ZM189 118H191L190 117V115H189ZM19 119V118H18ZM38 119V118H37ZM48 119V118H47ZM118 119V118H117ZM116 119V120H117ZM147 119V118H146ZM150 119V118H149ZM167 119V118H166ZM15 120V119H14ZM39 120V119H38ZM43 120V119H42ZM49 120V119H48ZM116 120L112 117H110V121H111V125H114V122H115V125H116ZM20 121V120H19ZM22 121V120H21ZM34 121V120H33ZM41 121V120H40ZM52 121V120H51ZM63 121H65L64 119H63ZM120 121V120H119ZM153 121V120H152ZM187 121V120H186ZM188 121H189V119H188ZM15 122V121H14ZM47 123H50V122H48V121H46ZM102 122V121H101ZM118 122V121H117ZM122 122V121H121ZM209 122V123H210ZM10 123V122H9ZM11 123H13V122H11ZM16 123V122H15ZM23 123L25 124V122L23 121ZM43 123V122H42ZM54 123V122H53ZM103 123H105V122H103ZM119 123V122H118ZM150 123V122H149ZM185 123V122H184ZM189 123V122H188ZM21 125H22V122L20 123ZM61 124V123H60ZM171 124V125H170ZM182 125H183V123H181ZM181 124L179 125V127L178 128H180V126H181ZM186 124V123H185ZM184 124V125H185ZM211 124L209 125L208 124V127L207 128H210V126H211ZM32 125V124H31ZM36 125V124H35ZM35 125H33L34 127H35ZM52 125H54V124H52ZM59 125V124H58ZM63 125V124H62ZM67 125H66V127H67ZM107 125V124H106ZM109 125V124H108ZM170 125V126H169ZM183 125V126H184ZM193 125V126H194ZM14 126H16V125H14ZM32 126V127H33ZM39 126H41V125H39ZM39 126H37V127H39ZM46 126V124L43 126V128L42 127H40V128H42V129H44V127ZM49 126V124H47V127ZM61 126V125H60ZM102 126H103V124H102ZM182 126V127H183ZM187 126H188V124H187ZM187 126L185 125L184 126V130L186 131V129H187ZM195 126H194V128H195ZM8 127V126H7ZM17 127V126H16ZM20 127V126H19ZM22 127V126H21ZM54 127H56V124L54 125ZM54 127H52L51 126V128H54ZM58 127V126H57ZM107 127V126H106ZM112 127V126H111ZM111 127H109L110 128V130L112 129ZM188 127H191V126H188ZM196 127V128H197ZM2 128V127H1ZM23 128V127H22ZM46 128V127H45ZM108 128V127H107ZM154 129V132H152V133H149L150 132V129ZM193 127H192V129H194ZM196 128H195V130H196ZM204 128H205V126H204ZM204 128H203V130H202V128L200 127V129H201V131H204ZM207 128H205V129H207ZM212 128L213 127H211V130H212ZM219 128V129H218ZM10 129V128H9ZM24 129V128H23ZM23 129L20 131V135L22 134L23 135V137H24V134H25V132L23 131ZM25 129H26V127H25ZM30 129V128H29ZM35 129H37V128H35ZM34 129V130H35ZM39 129V128H38ZM63 129V128H62ZM67 129H65L66 131H67ZM104 129V128H103ZM181 130H183L182 128H180ZM192 129H190V130H192ZM199 129V130H200ZM214 129H215V127H214ZM6 130V129H5ZM11 130H13V129H11ZM17 130H19L18 128H17ZM32 130H33V128H32ZM33 130V131H34ZM41 130V129H40ZM40 130H35V131H39L40 132ZM48 130V129H47ZM50 130V129H49ZM48 130V131H49ZM56 130V129H55ZM54 130V131H55ZM118 130H119V128H118ZM216 130V129H215ZM215 130H213V131H215ZM0 131H3V129L2 130H0ZM27 131V130H26ZM45 130H43V132H44ZM53 131V130H52ZM51 131V132H52ZM58 131V130H57ZM60 131V130H59ZM112 131V130H111ZM206 131V130H205ZM204 131V132H205ZM213 131H209V132H213ZM220 131V130H219ZM7 132V131H6ZM13 132H14V130H13ZM23 132H24V134H23ZM42 132V133H43ZM47 132V131H46ZM68 132V131H67ZM178 132V131H177ZM190 132V131H189ZM194 132V131H193ZM196 132V131H195ZM207 132H208V129H207ZM264 132V131H263ZM4 133V132H3ZM11 133V132H10ZM15 133H17L16 131H15ZM35 133V132H34ZM110 133V134H109ZM203 133V132H202ZM214 133V132H213ZM212 133V134H213ZM217 133V135L219 134L218 132H216ZM12 134V133H11ZM28 134V133H27ZM36 134V133H35ZM38 134V133H37ZM49 134V133H48ZM47 134V135H48ZM52 134V133H51ZM50 134V135H51ZM53 134H55V133H53ZM52 134V135H53ZM178 134V133H177ZM176 134V135H177ZM180 134H181V131H180ZM209 134V133H208ZM211 134V133H210ZM21 135V136H22ZM29 135H31V138H32V134H29ZM28 135V136H29ZM203 135H205V136H202V137H204V138H202V139H200L201 141V143H199L200 144V146L198 147V149H197V151L196 150H192V149H194V148H192L191 150H192V154H190L191 152H190V150L188 149V148H190V147H188L187 149H188V151H186V152H183V156H179V158H177L176 159V161L178 162V163H183V165L185 164L186 166H188L189 168L190 167H193L194 165H196V166H198L199 164H200V159H201V155H202V152H203V148H205L204 146H208V147H210V149L211 150H213V151H216L217 149V147H218V142L216 143V144H214V143H212L213 141L211 140V141H208L207 142V136H206V134H203ZM220 135H221V133H220ZM261 135H263V133L261 134ZM260 135V136H261ZM7 136V135H6ZM12 137H14V133H13V135H11ZM18 136V135H17ZM16 136V137H17ZM20 136V137H21ZM26 136V135H25ZM35 137H37L38 138V136L37 135H34ZM41 136H43V134L41 135ZM212 136V135H211ZM214 136H216V134L214 135ZM223 136V135H222ZM9 137V136H8ZM19 137V138H20ZM49 137V136H48ZM178 137V136H177ZM217 137H219V136H217ZM216 137V138H217ZM224 137V136H223ZM227 137V136H226ZM7 138V137H6ZM5 138V139H6ZM10 138V137H9ZM22 138V137H21ZM29 138V137H28ZM44 138H46V137H44ZM51 138V137H50ZM179 138V137H178ZM208 138H210V136L208 137ZM215 138V139H216ZM0 139H1V137H0ZM3 139V138H2ZM15 139H18V137L17 138H15ZM23 139V138H22ZM25 139H27V138H25ZM25 139H23V140H25ZM34 139V138H33ZM125 139V140H124ZM187 139V138H186ZM199 139L197 140V141H199ZM260 139V138H259ZM7 140H9V139H7ZM37 140H39V141H43L42 139H36V141ZM50 140V139H49ZM133 140V141H132ZM179 140H180V138H179ZM221 140V139H220ZM219 140V141H220ZM261 140V139H260ZM10 141V140H9ZM31 140H28L27 142L29 143ZM33 142H34V140H32ZM31 141V142H32ZM36 141H35V143L33 144V142L31 143L32 144V147L33 148H35L34 147V145L36 144ZM45 142H47L46 140H44ZM87 141H89V142H92V144H94V145H96L98 148L100 147V149H101V146L105 149V150H107L106 152L108 153L107 155L109 156V161H110V165H108L107 164V162H106V164L108 165V167H104V169L102 170V172L99 174V175H95L96 174V171H94V169H92V167L91 168H89V169H87V168H85V167H82L81 166V164L79 165L78 163H77V161L74 159V158H72L71 157V155H69V152H70V149H71V147H72V145H75L76 143H83V142H87ZM125 141H127V142H125ZM224 141H226V139L224 140ZM223 141V142H224ZM229 141V140H228ZM235 141V140H234ZM242 141V140H241ZM21 142V141H20ZM24 142V145H25V143L27 144V142H25V141H23ZM40 142V143H41ZM50 142V141H49ZM174 142V143H175ZM181 142V141H180ZM179 142V143H180ZM189 142V141H188ZM248 142V141H247ZM256 142V141H255ZM255 142H253L254 144H255ZM260 142V141H259ZM6 143V142H5ZM10 143V142H9ZM39 143V144H40ZM172 143V142H171ZM185 143V142H184ZM198 143V142H197ZM226 143V142H225ZM237 143V142H236ZM236 143H235V145H236ZM252 143V144H253ZM18 144H20L19 142H18ZM31 144H27L28 145V148L30 147L29 145H31ZM38 144V143H37ZM38 144V145H39ZM42 144V143H41ZM40 144V145H41ZM173 144V143H172ZM171 144V145H172ZM183 144V143H182ZM189 144V143H188ZM203 144V145H202ZM250 144H251V142H250ZM253 144V145H254ZM262 144V143H261ZM1 145V144H0ZM3 145V144H2ZM8 145V144H7ZM16 145V144H15ZM14 145V146H15ZM23 145V144H22ZM23 145V146H24ZM26 145V146H27ZM39 145V146H40ZM77 145V144H76ZM84 145V144H83ZM91 145V144H90ZM101 145V146H100ZM170 145V144H169ZM176 146L178 145V142H177V144H175ZM186 146H187V143L185 144ZM228 145V144H227ZM227 145L225 144V146L227 147ZM240 145V144H239ZM23 146H22V148H23ZM45 146V145H44ZM88 146V145H87ZM86 146V147H87ZM186 146H185V148H186ZM192 146H193V144H192ZM217 146V147H216ZM223 146V145H222ZM240 146H242V145H240ZM243 146H244V144H243ZM243 146H242V148H243ZM17 147V146H16ZM20 147H21V145H20ZM38 147V146H37ZM36 147V148H37ZM44 148L42 145L40 146V148ZM171 147V146H170ZM237 147V146H236ZM239 147V146H238ZM245 147V146H244ZM19 148V147H18ZM39 148V149H40ZM97 148V149H98ZM101 149L102 151L101 152H103V150L104 149ZM241 148V147H240ZM246 148V147H245ZM245 148H244V151H245ZM6 149V148H5ZM17 149V148H16ZM15 149V150H16ZM78 149V148H77ZM83 149V148H82ZM93 149V148H92ZM95 150H97L96 148H94ZM93 149V150H94ZM183 149H184V146H183ZM225 149V148H224ZM260 149V148H259ZM261 149H263V148H261ZM18 150V149H17ZM43 150H45V149H43ZM47 150V149H46ZM45 150V151H46ZM59 150V151H58ZM83 150H85V149H83ZM185 150V149H184ZM205 150V149H204ZM3 151H4V149H3ZM19 151V150H18ZM17 151V153H19ZM41 151V150H40ZM182 151V150H181ZM206 151V150H205ZM217 151H219V150H217ZM217 151L216 152H214V153H216L217 154ZM259 151V150H258ZM264 151V150H263ZM22 152H23V150H22ZM47 152H48V150H47ZM84 152V151H83ZM176 152V151H175ZM179 152V151H178ZM208 152H210V151H208ZM220 152V151H219ZM219 152H218V154H219ZM225 152V151H224ZM262 152V151H261ZM0 153H2V151L0 152ZM27 153V152H26ZM29 153H31V152H29ZM28 153V154H29ZM44 153V152H43ZM48 153H50V152H48ZM85 153V152H84ZM95 153V152H94ZM212 153V152H211ZM3 154H4V152H3ZM3 154L2 155H0V175L1 176H3L4 175V173L6 172V173H10L11 171H13V169H16L17 170V168H16V166L14 165V164H12V163H10V161H7L4 157H3ZM12 154V153H11ZM20 154V153H19ZM33 154V153H32ZM56 155H57V153H55ZM72 154V153H71ZM92 154V153H91ZM103 154V153H102ZM104 154H106L105 152H104ZM103 154V155H104ZM167 154V153H166ZM175 154V153H174ZM180 154H181V152H180ZM261 154V153H260ZM16 155H18V154H16ZM22 155H24V153L22 154ZM54 155V154H53ZM81 155V154H80ZM95 155V154H94ZM101 155V154H100ZM152 155H156L157 156V160H152L151 159V157L153 158V156ZM171 155H172V153H171ZM179 155V154H178ZM190 155H192V156H190ZM20 156V155H19ZM25 156V155H24ZM33 156V155H32ZM48 156V155H47ZM49 156H52V155H49ZM69 156H70V158H69ZM99 156V155H98ZM167 156V155H166ZM175 156H176V154H175ZM175 156H174V158H175ZM216 156V155H215ZM249 156V155H248ZM12 157V156H11ZM58 158V155L57 156H55V158ZM91 157V156H90ZM206 157H208V156H206ZM212 157V156H211ZM252 157V156H251ZM256 157H258V156H256ZM261 157V156H260ZM7 158V157H6ZM10 158V157H9ZM34 158V157H33ZM36 158H37V156H36ZM72 158V159H71ZM86 158V157H85ZM98 158V157H97ZM213 158V157H212ZM217 158V157H216ZM254 159H255V157H253ZM263 158H264V156H263ZM35 159V158H34ZM59 159V158H58ZM74 159V160H73ZM78 159V158H77ZM79 159H80V157H79ZM91 159V158H90ZM94 159V158H93ZM166 159H168V156H167V158L165 157V163H164V165H166L167 163L166 162H169L168 160L166 161ZM173 159V158H172ZM262 159V158H261ZM9 160V159H8ZM11 161H12V159H10ZM81 160V159H80ZM79 160V161H80ZM84 160V159H83ZM102 160V159H101ZM108 160V159H107ZM171 160V159H170ZM174 160V159H173ZM202 160V159H201ZM213 160H215V158H213ZM256 160V159H255ZM20 161H21V159H20ZM56 161V160H55ZM61 161V160H60ZM91 161V160H90ZM98 161V160H97ZM209 161V160H208ZM250 161V160H249ZM25 162V161H24ZM65 162V163H66ZM202 162V161H201ZM246 162V161H245ZM251 162V161H250ZM254 162V161H253ZM57 163V162H56ZM59 163V162H58ZM63 163V162H62ZM82 163V162H81ZM91 163V162H90ZM177 163V164H178ZM199 163V164H198ZM206 163V161L204 162V164ZM55 163H53V165H54ZM83 164V163H82ZM169 164V163H168ZM172 164L174 165V161L172 162ZM248 164H249V162H248ZM19 165V164H18ZM58 165V164H57ZM85 164H83V166H84ZM90 165V164H89ZM88 165V166H89ZM95 165V164H94ZM93 165V166H94ZM100 165V164H99ZM182 165V164H181ZM203 165V164H202ZM251 165H252V163H251ZM255 165V164H254ZM86 166H87V164H86ZM167 166H169V165H167ZM170 166H171V164H170ZM176 166H178V165H176ZM204 166V165H203ZM217 166H218V164H217ZM259 166H260V162H259ZM46 167V166H45ZM98 167V166H97ZM164 167V166H163ZM181 167V166H180ZM183 167V166H182ZM198 167H200V166H198ZM198 167H196V168H198ZM202 167V166H201ZM221 167V166H220ZM219 166L217 167V168H220ZM246 167V166H245ZM248 167H250V165L248 166ZM261 167V166H260ZM165 168V167H164ZM194 168H195V166H194ZM195 168V169H196ZM255 168V167H254ZM259 168V167H258ZM19 169V168H18ZM21 169V168H20ZM42 169V168H41ZM50 169V168H49ZM97 169V168H96ZM186 169V168H185ZM195 169H193V170H195ZM243 169V168H242ZM259 169H262V168H259ZM45 170V169H44ZM44 170H40V171H44ZM165 170V169H164ZM182 170V172H187L186 170H183V169H181ZM220 170V169H219ZM218 170V171H219ZM223 169H221V171H222ZM247 170H248V168H247ZM254 170V169H253ZM38 171V170H37ZM36 171V172H37ZM52 171V170H51ZM97 171H98V169H97ZM152 172V175H154L153 173H155V172ZM192 171V170H191ZM245 171H246V169H245ZM249 171H251V170H249ZM248 171V172H249ZM257 171V170H256ZM15 172V171H14ZM21 172V171H20ZM23 172V171H22ZM21 172V173H22ZM35 172V173H36ZM252 172V171H251ZM254 172H255V170H254ZM259 172V171H258ZM12 173V172H11ZM32 173V175H33V173L34 172H31ZM42 173V172H41ZM46 173V172H45ZM98 173V172H97ZM160 173V172H159ZM223 173V172H222ZM246 173V172H245ZM263 173V175H264V172H262ZM28 174V173H27ZM38 174V173H37ZM146 174H148V173H146ZM158 174V173H157ZM227 174V173H226ZM242 174V173H241ZM225 175V174H224ZM243 175V174H242ZM256 175V174H255ZM5 176V175H4ZM26 176V175H25ZM81 176H82V178H81ZM150 176H151V174H150ZM246 176H247V174H246ZM30 177H31V175H30ZM152 177V176H151ZM3 178V177H2ZM2 178H0V179H2ZM17 178V177H16ZM160 178H161V176H160ZM3 180V179H2ZM15 180V179H14ZM18 180V179H17ZM16 180V181H17ZM23 180H24V178H23ZM161 180V179H160ZM1 181V180H0ZM261 182H262V180H260ZM28 182V181H27ZM30 182V183H31ZM126 182H128V181H126ZM68 183L69 184H71L72 185V187L70 188V189H68L67 188V186H68ZM123 183H121V184H123ZM131 183V184H132ZM125 184V183H124ZM123 184V185H124ZM136 184V185H137ZM135 185V186H136ZM129 186V185H128ZM132 186H133V184H132ZM157 186V185H156ZM155 186V187H156ZM247 186V185H246ZM153 187H152V189H153ZM252 187V186H251ZM3 188V187H2ZM19 188V187H18ZM17 188V189H18ZM120 188H124V187H120ZM254 188V187H253ZM12 189V188H11ZM110 189L108 190V191H110ZM251 189V188H250ZM249 189V190H250ZM16 191V190H15ZM112 191V192H113ZM117 192H119L118 190H117ZM116 192V193H117ZM123 192V191H122ZM12 193V192H11ZM17 193V192H16ZM36 193V194H35ZM42 193H44V192H42ZM42 193H40V194H42ZM108 193V192H107ZM132 193H134V192H132ZM252 193V192H251ZM19 194V193H18ZM113 194V193H112ZM15 195V194H14ZM110 195H111V193H110ZM16 196V195H15ZM38 197V196H37ZM36 197V198H37ZM41 197V196H40ZM105 197H108L107 195L105 196ZM16 198V197H15ZM42 198V197H41ZM108 199V198H107ZM39 200H40V198H39ZM38 200V201H39ZM141 202V201H140ZM37 203V202H36ZM42 203V202H41ZM36 205V204H35ZM37 206V205H36ZM36 206L34 207V208H36ZM38 206H40V204H38ZM49 206V207H48ZM129 206V205H128ZM41 207V206H40ZM28 208V209H27ZM33 208V209H34ZM44 208V207H43ZM132 208V207H131ZM137 209V208H136ZM36 210V209H35ZM35 210H34V212L32 211V215L33 214H35ZM41 210V209H40ZM51 211L53 210V209H50ZM49 210V211H50ZM83 210H85V209H83ZM133 210V209H132ZM131 210V211H132ZM22 211V212H23ZM42 211H43V209H42ZM45 211H47L48 212V210H44V212ZM50 211V212H51ZM56 211V212H57ZM134 211H135V209H134ZM137 211H138V209H137ZM140 211H141V209H140ZM136 212L135 214H133V216L128 220V221H134V220H136V219H138V218H140L141 217V215L143 214V213H141V212ZM143 211V210H142ZM43 212V213H44ZM56 212H55V214H56ZM65 212V211H64ZM70 212V211H69ZM75 212V211H74ZM74 212H72V214H74ZM83 213L84 212H86V210L85 211H82ZM52 213V212H51ZM50 213V214H51ZM54 213V212H53ZM80 213H81V211H80ZM132 213H134V212H132ZM37 214V213H36ZM41 214V213H40ZM46 214V213H45ZM55 214H53L54 216H55ZM62 214V213H61ZM77 214V213H76ZM42 215V214H41ZM40 215V216H41ZM48 215V214H47ZM64 215V214H63ZM62 215V216H63ZM38 215H36L35 217H37ZM51 217H54V216H52V215H50ZM49 216V217H50ZM58 216H59V214H58ZM61 216V215H60ZM61 216V217H62ZM25 217V216H24ZM34 217V218H35ZM57 217V215L55 216V218ZM60 217V218H61ZM31 218V217H30ZM29 218V219H30ZM33 218V217H32ZM31 218V219H32ZM58 218V217H57ZM63 218V217H62ZM59 219V218H58ZM26 220V219H25ZM33 220V219H32ZM61 220V219H60ZM59 220V221H60ZM27 221V220H26ZM29 221V220H28ZM24 222V221H23ZM58 222V221H57ZM17 223H18V221H17ZM29 223V222H28ZM32 223H33V221H32ZM31 223V224H32ZM60 223H61V221H60ZM21 224H23V223H21ZM24 225H25V223H24ZM65 230V229H64ZM67 230V229H66ZM55 231V230H54ZM68 232H66V234H67V236L62 232V234L63 235H65L66 237H65V239H66V242H67V244L66 245H71V244H73L75 241H77V240H79V237H80V235H82V232H83V229L81 230V228L79 227V226H76V227H74V228H70L69 227V229L67 230ZM86 231V230H85ZM84 231V232H85ZM55 232H57V231H55ZM55 232H53V233H55ZM83 232V233H84ZM86 233V232H85ZM84 233V234H85ZM58 234H59V232H58ZM57 235V234H56ZM62 236V235H61ZM60 235H59V239H60V237H61ZM83 237V236H82ZM62 239V238H61ZM57 240V239H56ZM80 240H81V238H80ZM79 240V241H80ZM82 240H84V239H82ZM58 241V240H57ZM60 241V240H59ZM63 242V241H62ZM65 242V241H64ZM77 243H79L78 241H77ZM76 243V244H77ZM63 244V243H62ZM75 244V243H74ZM60 246H61V244H60ZM72 246V245H71ZM70 247V246H69ZM63 248H65V247H63ZM67 248V247H66ZM68 249H70V248H68ZM75 249V248H74ZM61 250V249H60ZM60 250H59V248H58V252H60ZM64 250V249H63ZM72 250V249H71ZM76 250V249H75ZM62 251V250H61ZM66 251H67V249H66ZM73 251V250H72ZM68 252V251H67ZM71 252V251H70ZM74 252V251H73ZM137 252V251H136ZM143 252V251H142ZM142 252H137V253H135L136 254V256H135V258H134V260L136 261V263L138 264V262H141L140 261V258H143L144 259V257L146 256V254L145 253H142ZM69 253V252H68ZM82 255H83V253L82 252H80ZM85 253H87L88 254V252H85ZM62 254H63V252H62ZM76 254H77V252H76ZM80 254V255H81ZM134 254V255H135ZM70 255H72V254H70ZM74 255H75V253H74ZM78 255V254H77ZM86 256V255H85ZM80 257V256H79ZM91 257V256H90ZM89 257V258H90ZM58 258H62V257H57V259ZM81 258V257H80ZM84 258V257H83ZM83 258L81 259V260H83ZM56 259V260H57ZM80 260V261H81ZM85 260H87V258L85 259ZM134 261V262H135ZM57 262V261H56ZM55 262V263H56ZM58 262H61L60 261V259H59V261ZM57 262V263H58ZM85 262V261H84ZM54 263V264H55ZM56 263V264H57ZM70 263V262H69ZM77 263V262H76ZM76 263H74V264H76ZM82 263V262H81ZM59 264V263H58ZM165 264H167V263H165Z\"/></svg>",
	"mask_w": 264,
	"mask_h": 264
}]
</instances>
